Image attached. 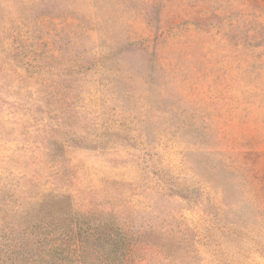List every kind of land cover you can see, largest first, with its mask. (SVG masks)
I'll use <instances>...</instances> for the list:
<instances>
[{
    "label": "rangeland",
    "instance_id": "rangeland-1",
    "mask_svg": "<svg viewBox=\"0 0 264 264\" xmlns=\"http://www.w3.org/2000/svg\"><path fill=\"white\" fill-rule=\"evenodd\" d=\"M0 264H264V0H0Z\"/></svg>",
    "mask_w": 264,
    "mask_h": 264
}]
</instances>
